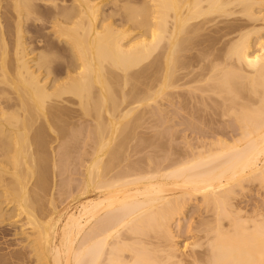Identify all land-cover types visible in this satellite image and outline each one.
<instances>
[{"label": "bare ground", "instance_id": "obj_1", "mask_svg": "<svg viewBox=\"0 0 264 264\" xmlns=\"http://www.w3.org/2000/svg\"><path fill=\"white\" fill-rule=\"evenodd\" d=\"M208 31L216 35L209 36ZM61 37L71 40L64 38L66 41L62 42ZM205 40L209 42L204 46ZM220 40L225 48L222 57L218 55L222 53L220 46L218 54L212 52ZM200 43L209 50L199 57L202 69H191V73L187 69L189 54L182 52L191 51ZM149 55H154V62L138 69ZM135 67L138 70L133 72ZM179 70L185 73H178ZM150 76L154 79L153 83L148 82L149 88L141 86L143 78L149 77L152 82ZM187 77L195 81L192 91H199L201 98L209 96V90L223 92L222 95L227 92L224 103L216 106L229 115L230 99L233 111H238L233 113L235 121L225 122L228 136L220 126L225 136L219 130L216 134L220 136H215L216 130H209L210 124L203 128L204 121L195 119L199 125L190 122L192 130L207 129V135L212 133L214 137L208 139L210 135H205L207 139L183 146L178 152L171 151V147L169 152H156L150 145L153 143L154 147L157 141L155 132L151 134L154 142L153 138H146L150 133L134 135L132 129L130 132L129 127L121 126L130 115H121L123 110L131 111L134 103L155 99L162 93L174 108H179L176 102L192 106L196 100H190V105L183 103L191 96L179 99L174 95L175 87L180 94L179 87L186 86L181 83ZM133 79L134 86L137 83L139 87L130 83ZM130 84L144 90L134 91ZM68 95L78 99L73 102ZM74 104L84 119L94 115L88 119V127H79L80 122L76 125L73 117L81 112ZM104 108L107 115L102 113ZM154 108L152 112L158 116ZM120 117L125 120L122 124ZM60 120L74 122L73 128H61ZM36 122L41 125L36 126ZM174 135L178 136L176 132ZM45 143L46 147L50 143L48 153L54 162L56 155L61 154L52 166L67 159L66 165L59 163L60 173L63 172H56L59 177L64 173L72 175L67 166L76 164L70 162V146L80 148L73 155V160L81 156L76 162L82 166V188L78 187L79 180L73 183L80 197L73 205L66 203L63 209H59L57 198H62V192L76 193L71 190L74 186L67 185L70 191L66 186L69 177H76L57 178L61 180H56V186L62 183L59 189L65 186L67 191L61 192L55 186L60 196L56 189L47 196L45 182L28 176L35 162L31 165V160L26 159L29 163L23 156L25 162L20 160L24 154L30 158L28 152L33 145L40 147ZM147 146L151 147L149 151ZM56 147L58 152L64 147L71 151L58 154ZM0 158V164L3 160L13 167V171L8 168L10 164L0 167V197L11 205V211H6L8 206L4 209L5 203L0 201V222L14 218L8 224L20 223V232L14 230L17 225L12 228L16 234H27L29 240L34 237L28 242L32 252L35 243L43 249L32 259L42 261L41 264H264L263 209L257 207L244 214L233 203V194L240 195L235 186L245 181L264 184V0H0ZM197 199L199 208L196 206L193 213L199 217L193 226V214L190 219L186 214ZM23 212L26 214L22 216ZM20 216H27L28 221H22ZM183 228L197 232L195 241L179 243L177 238ZM18 251L21 254L23 250ZM18 253L12 258H20ZM24 255L27 253L22 258Z\"/></svg>", "mask_w": 264, "mask_h": 264}, {"label": "rangeland", "instance_id": "obj_2", "mask_svg": "<svg viewBox=\"0 0 264 264\" xmlns=\"http://www.w3.org/2000/svg\"><path fill=\"white\" fill-rule=\"evenodd\" d=\"M219 25H221V24H219ZM137 32H139V31H136L135 33H137ZM207 32V31H206ZM205 32V33H206ZM210 32V33H209ZM213 32V31H212ZM45 33H47L48 35H50L51 34V36H55L54 35V33H52V32H48V30L46 31L45 30ZM207 34H209V36H211L212 34L213 35H216L215 33H212L211 34V31H208V33ZM26 37H28V34H26L25 35ZM13 37V36H12ZM56 38V37H55ZM66 40H69L68 39V37H64ZM63 37H61V39H62V42H64V41H66L65 39H64ZM208 38H210V37H208ZM57 39V38H56ZM64 39V40H63ZM204 39H206V38H204ZM70 40H71V38H70ZM69 40V41H70ZM203 40V39H202ZM223 40V39H222ZM222 40H220L217 44H215V48L214 49H212V52L213 53H215V54H218V49H219V46L221 47V49H220V51H219V53L220 52H222V53H220V54H218V55H220L219 57H222V54L224 55V53H225V48L224 49H222V47H223V44H222ZM206 41V40H205ZM202 42L203 43V45L205 46L209 41H206V42ZM223 42H224V40H223ZM202 43H200L199 44V46H201L200 47V50H198L199 49V46L197 47V46H193L192 47V49H190L191 51H186V52H182L184 55L187 53V54H189L188 55V59H187V66H189V68L187 67V69L192 73H194V71L193 70H199L200 71V69H202L201 68V66H203V64H200V62L201 63H203V61H201V59H199V57L200 56H202V55H204L205 54V50L207 51V50H209V49H205L204 48V46L202 45ZM43 44V43H42ZM39 45L41 46V44L39 43ZM203 46V47H202ZM196 48V49H195ZM204 49V50H203ZM198 50V51H197ZM213 50H217V51H213ZM201 52V53H200ZM211 52V53H212ZM203 53V54H202ZM211 53H209V58H211L212 57V55H211ZM183 54H181V53H179V55L178 56H181V57H183ZM186 54V55H187ZM194 54V56L192 57V55ZM196 54V55H195ZM198 54V55H197ZM202 54V55H201ZM191 55V56H190ZM218 55H216V56H218ZM192 57V58H191ZM195 57V58H194ZM196 57H198L197 59H196ZM203 57V56H202ZM201 57V58H202ZM213 57H215V55L213 54ZM155 57H154V55H149V56H147L145 59H143L141 62H140V65H138L137 66V68L139 69L140 67H143V66H146V64H147V62H148V64L147 65H149V64H151L152 62H154V59ZM189 58L191 59V61H189ZM193 59V60H192ZM153 60V61H152ZM194 60H196V61H194ZM198 60V61H197ZM63 61V59H61V62ZM189 61V62H188ZM194 61V62H193ZM146 62V63H145ZM197 62V63H196ZM143 63H144V65H143ZM191 63V64H190ZM194 64H196L197 66H195ZM197 67V68H196ZM138 69H136V67L132 70L133 72H134V70H138ZM186 68L185 69H183V70H186V71H188ZM191 69H193L192 71H191ZM180 71L179 70V72L178 73H180V72H182V73H185V71ZM197 70V71H198ZM188 71V72H189ZM196 71V72H197ZM131 72V71H130ZM189 72V73H190ZM204 72L206 73V72H208V70H204ZM203 72V73H204ZM145 76H148V75H145ZM151 77V81L152 82H150V78L149 77H147V78H145V79H148L147 80V83H146V80L143 78L142 80H144L145 81V83H144V81H142V84L143 85H141V84H139V85H141V86H145V87H147V88H149V84L150 83H153V77L152 76H150ZM188 78V79H187ZM186 79H184V80H182L183 82H184V84H183V82L181 83V85H186L185 87H179L181 90H180V94H178V92H179V90L178 89H176V87H175V89H174V93H176V94H174V95H176V96H178V97H176V98H182V96L184 97V98H186V97H192L193 98V94L194 93H196L197 92V94H194L195 96H194V98L192 99L191 97V99H188V100H185L184 98V100H183V103H188V105H190L189 103V101L190 100H192V101H194V100H196L195 102L196 103H194V102H191V104H192V106L190 105V106H185V104L184 105H182L181 106V103H177L176 102V98H173L174 99V101L176 102H174L176 105H177V107H179V108H174L173 107V105H170V104H168L167 102H166V100H165V96H164V94L162 93V94H160V95H158L155 99H148V100H145V101H142L141 103L140 102H137V103H134L132 106H134V105H136V106H134V108H133V110H131V111H126V109L125 110H123V112H121V115L123 114V113H128V115L129 116H127V117H125V120L128 118H130L129 120L127 119V122H123V121H125V120H123V119H121V117H120V119H119V122H120V124H122V123H124L123 125H121V126H123V128H124V126L126 127V128H130V132H132V130H133V134L135 135V134H140V132L142 133V132H144V133H150V135L149 136H146V138L148 137H150V138H153V140H154V142L156 141L155 140V136L156 137H158V138H156L157 139V141H159V142H155L154 143V147H153V140H151V142L149 141V139L148 140H146L147 141V143H152V144H150L151 145V147H152V151H153V149H154V151L156 150V152H158V151H160V150H164V152H169V150H168V148L170 149V147H171V151H173V152H178V150H180L181 151V149H183V148H186L187 146H189V144L191 143V144H194V142H198V141H200L201 140V138H202V140H203V138H205L204 136L205 135H207V133H209L208 131L209 130H211V131H213V130H216V131H214L215 132V136H217L218 137V135L221 133V131H220V127H221V130H222V128H224V130L226 131H224L225 132V134L228 136L229 134H227L229 131H228V129H226L225 128V122H227V123H229V120H233V121H235L234 120V114L233 113H235V112H238V111H233V109H232V102L230 101V99H229V115H228V113H227V115L226 114H224V110L223 111H221L220 109H222V108H218V107H220L219 105H221V104H219V103H224L223 101H224V98H225V96H227L228 94H227V92L226 93H224L223 95H222V93H220L221 95H222V97L220 96V94L219 93H215L214 91H212L211 90V92H210V90H209V93H208V91L206 92V94H208L209 96H207L205 93H204V95H206V97H208V98H201L202 97V95H201V93H200V95H201V97H199L198 95H199V91H192V88L194 87L193 85H194V83L193 82H195V81H189V78L190 77H187ZM134 80V79H133ZM186 80H188L189 81V84L187 83L188 81H186ZM141 82V81H140ZM148 82H149V84H148ZM181 82V81H180ZM180 82H179V84H180ZM190 82H192V84L190 83ZM208 82V81H207ZM207 82H205V83H207ZM130 83H133L132 85L134 86V83H135V80L134 81H132V82H130ZM197 83V84H196ZM195 83V85H198V82H196ZM209 83H211V82H209ZM213 83V82H212ZM131 85V84H130ZM131 85V87H133ZM137 85V87H139L138 86V84L136 83L135 84V86ZM134 86V87H135ZM140 86V87H141ZM190 86H192L191 87V90H190ZM130 87V86H129ZM128 87V89L129 90H131V87L129 88ZM133 87V89H135L134 91H137V90H139V89H141V88H134ZM185 90H184V89ZM188 88V89H187ZM127 89V90H128ZM132 89V90H133ZM143 90H144V87L142 88ZM141 89V90H142ZM183 89V90H182ZM212 89V88H211ZM129 90H128V92H129ZM173 90V89H172ZM187 90V91H186ZM190 90V91H189ZM194 90V89H193ZM171 91V90H170ZM188 92H190V93H188ZM218 92H220V89L218 90ZM229 92H230V94H232L233 96H234V94H233V92L231 93V91L229 90ZM131 93H133V91L131 92ZM193 93V94H192ZM247 93V92H246ZM178 94V95H177ZM219 94V95H218ZM229 94V95H230ZM243 94H245V93H243ZM180 95V96H179ZM199 97H197V96ZM246 95V94H245ZM250 95H252V94H250ZM74 96L75 95H72V96H69L68 95V97L70 98V99H72L73 98V102H74V99H76L77 97L75 96V98H74ZM121 96H123V94L121 95ZM120 96V97H121ZM231 96V95H230ZM232 96V97H233ZM162 97V98H161ZM188 97V98H189ZM252 98H255L254 96H251ZM122 98L123 97H121V101H122ZM198 98V99H197ZM201 98V99H200ZM211 98V99H210ZM230 98V97H229ZM78 99V98H77ZM187 99V98H186ZM203 99V100H202ZM208 99V100H207ZM182 100V99H181ZM220 102H219V101ZM76 101V100H75ZM118 101H120V99H118ZM117 101V102H118ZM199 101V102H198ZM202 101V102H201ZM217 101V102H216ZM198 102V103H197ZM208 102H209V104H208ZM231 102V103H230ZM76 103V102H75ZM108 103V102H107ZM110 103V105H111V101L109 102ZM122 103V102H121ZM120 103V104H121ZM126 104L127 103V101H124L123 102V104ZM165 103V104H164ZM170 105L169 107H168V105ZM182 103V104H183ZM207 103V104H206ZM214 103H215V105H214ZM218 103V104H217ZM124 104V105H125ZM146 104L148 105V106H146ZM155 104V105H154ZM174 104V105H175ZM211 104V105H210ZM231 104V105H230ZM233 104H236V102L235 103H233ZM109 105V104H108ZM109 105V106H110ZM122 105V104H121ZM124 105H122V106H124ZM155 107H153V106ZM209 105V106H208ZM213 105H214V109L212 108L213 107ZM218 107H217V106ZM77 105L76 104H74L73 105V107H75V108H77L76 107ZM79 106V105H78ZM126 106V105H125ZM215 106H216V108H215ZM222 106L223 107H225L223 104H222ZM106 107H108L107 105H106ZM111 107V106H110ZM164 107H166V108H164ZM181 107V108H180ZM191 109H190V108ZM109 108V107H108ZM129 108V107H128ZM146 108H148V109H146ZM155 109L156 111H158L159 112V114H157L158 116H156L152 111H154V110H152V109ZM169 108V109H168ZM233 108H236V105H234V107ZM78 109V108H77ZM135 109V110H134ZM165 111H164V110ZM183 109V110H182ZM197 109V110H196ZM224 109V108H223ZM128 110V109H127ZM144 110H146V112L144 111ZM218 110V111H217ZM78 111H80L81 112V110H79L78 109ZM83 111V110H82ZM105 111H106V109L104 108V110L102 111V113L104 112V114H105ZM125 111V112H124ZM168 111V112H167ZM175 111V112H174ZM216 111V112H215ZM231 111V112H230ZM233 111V112H232ZM79 112V113H80ZM130 112H132V113H130ZM137 112V113H136ZM150 112V113H149ZM161 112V113H160ZM172 112H173V114H172ZM179 112V113H178ZM189 112V113H188ZM210 112V113H209ZM221 113V115H219L220 113ZM138 113H141V115L140 116H142V114H143V118H144V114H145V118L143 119H140L141 117L140 116H138ZM172 115V117L174 118H172L171 117V115ZM178 113V114H177ZM215 113V114H214ZM219 113V114H218ZM225 115H223V114ZM167 114H168V117H167ZM179 114H180V116H179ZM78 115H81V117L80 116H78ZM78 115H76L75 117H73L74 119L73 120H75L76 121V125L78 126V123L80 124L79 125V127H84V125L86 126L87 125V127H88V125L90 124V122L88 121V119L89 120H91L93 117H94V115H93V117L91 118V117H87V118H85L84 119V117L82 116V115H84L83 114V112H81L80 114H78ZM105 115H107V114H105ZM135 115H137L138 117H139V119H137L136 117H135ZM183 115V116H182ZM199 115V116H198ZM223 115V116H222ZM132 116V117H131ZM166 116V117H165ZM170 116V117H169ZM179 116V117H178ZM159 117H161V119L159 118ZM194 117V118H193ZM202 117V118H201ZM123 118V117H122ZM171 118H172V121H170L171 120ZM191 118H192V120H191ZM87 119V121H85ZM135 119V120H134ZM169 119V120H168ZM195 119H197V120H201L204 124V126H203V128H205L206 126H208V124H210V128L211 127H214V129L213 128H209V126H208V128H209V130H205V129H202V130H200V128H199V130L198 129H195V130H192L193 128H191L190 127V125H191V123L190 122H194L195 121V123H197L196 122V120ZM40 120V119H39ZM38 120V121H39ZM70 120V119H69ZM83 120H84V122L85 123H87V124H85L84 122H83ZM122 122H121V121ZM136 120L138 121V123L136 122ZM190 120V121H189ZM199 120V121H200ZM211 120V121H210ZM214 120V121H213ZM60 121H62V120H60ZM64 121V120H63ZM63 121H62V123H60V125L62 124L63 125V127H61V128H67L68 129V127L67 126H69V128L72 126V128H73V123L74 122H70V121H68V123H66V121H64L66 124H63ZM71 121H72V119H71ZM78 121V122H77ZM142 121V122H141ZM164 123H162V122ZM175 121V122H174ZM189 123H188V122ZM200 121V122H201ZM205 121H207L206 123H205ZM220 121H221V123H220ZM41 124H42V120H40L39 121ZM39 122H36L37 124H35L36 126L37 125H41ZM81 122H83V123H81ZM92 122V121H91ZM133 122H136V123H133ZM199 122V123H200ZM39 123V124H38ZM71 125H70V124ZM130 123V124H129ZM133 123V124H132ZM140 123H143V124H140ZM171 123H173L172 125H171ZM177 125H176V124ZM182 123V124H181ZM224 123V124H223ZM82 124H84V125H82ZM137 124V125H136ZM158 124H160V126L158 125ZM190 124V125H189ZM198 124V123H197ZM207 124V125H206ZM212 124V125H211ZM216 124H218V126L216 125ZM220 124H223L222 126L220 125ZM60 125L58 126V127H60ZM61 125V126H62ZM65 125H67L66 127H64ZM133 125V126H132ZM136 125V126H135ZM172 127H171V126ZM188 125H189V129H188ZM199 125V124H198ZM206 125V126H205ZM74 126H75V124H74ZM131 126V127H130ZM220 126V127H219ZM133 127V128H132ZM125 128V129H126ZM167 128V129H166ZM177 128V129H176ZM216 128V129H215ZM219 128V129H218ZM132 129V130H131ZM135 129V130H134ZM137 129V130H136ZM155 131H154V130ZM182 129V130H181ZM167 130H169L170 132H168ZM175 130V131H174ZM196 130H198V131H196ZM219 130V134H216V133H218L217 131ZM137 131H138V133H137ZM164 131H166V132H164ZM172 131V132H171ZM199 131H201V133L199 132ZM153 132H155V135H154V133ZM160 132V133H159ZM174 132V133H173ZM175 132L177 133V137H176V135H174L175 134ZM202 132H203V134L204 135H202ZM213 132V133H214ZM164 134V136H166V138L163 136V135H161V134ZM179 133V134H178ZM222 133H223V131H222ZM221 133V134H222ZM146 134V135H147ZM151 134H153L154 135V137H152L151 136ZM157 134V135H156ZM168 134V135H167ZM220 134V135H221ZM224 134V133H223ZM225 134L223 135V136H225ZM159 135V136H158ZM201 135V136H200ZM208 135H210V134H208ZM208 135L206 136V137H208ZM211 135H214V134H212L211 133ZM209 136V138L208 139H210V137H214V136ZM219 135V136H220ZM143 136H145V134L143 135ZM168 136V137H167ZM172 136H174V137H172ZM184 136V137H183ZM223 136H221V137H223ZM170 137H171V140H170ZM183 137V138H182ZM145 138V137H144ZM144 138H143V140H141L140 139V142H143L144 141ZM176 138V139H175ZM159 139V140H158ZM175 139V140H174ZM200 139V140H199ZM205 139H207V138H205ZM170 140V141H169ZM149 141V142H148ZM183 141V142H182ZM170 142V143H169ZM172 142V143H171ZM174 142V143H173ZM3 143H5V142H3ZM56 143V142H55ZM80 143V142H79ZM78 143V144H79ZM145 143V142H144ZM161 144V146L163 147H160L158 144ZM169 144H170V146H169ZM174 144V145H173ZM179 144V145H178ZM46 145H47V143H45V145H43V146H40V147H37V146H35V145H33L32 147H31V151H27L29 154H30V152H31V154H30V158L28 159V156L26 157L25 156V154L24 155H21V158H20V160L22 159H24L25 158V161H27V160H31L30 162L29 161H27V162H29L31 165H32V163L33 162H35V163H33V165H32V169H33V172H32V174H28V176H29V178H31V177H34L33 178V180H36V179H42L44 182H45V185H44V189H45V191L46 192H48L47 193V196H49L50 195V192H53V193H55V189L56 188H58L59 189V187H61L60 185L62 184L61 182V184L59 185V187H57L56 186V184H57V182H56V180L59 182V180H61V179H57V178H60L58 175H60V174H62V173H60L61 171L59 170L61 167H59V166H61V164H59V163H62V165L63 164H65L66 163V161H67V159H66V161L64 162L63 160L60 162L59 160V158H60V155L58 156V155H56V158L58 157V159H57V161H59V162H57L56 163V165L57 166H52V164H55V162H56V158H55V162H54V160H53V158H52V155L50 154V153H48V151L50 152V143H49V145H48V147H46ZM54 145V144H53ZM55 145H57V144H55ZM81 145V144H80ZM79 145V146H80ZM158 145V147L156 148V146ZM173 145V146H172ZM58 146V145H57ZM64 146V145H63ZM63 146H59V147H63ZM78 146V145H77ZM77 146H70L71 148V150L73 151V153H72V157L71 156H69L70 158V162L72 161V162H74L73 164H76V165H72V167H71V164H70V162H69V159H68V163H67V165L68 164H70V166H67L68 168H70L69 170V172H75L76 171V173H72V175H74L76 178H78L79 177V179H74V177H72V179L69 177V176H72V175H70V173H69V175H68V171H64V172H66L67 173V175L65 176V173L62 175V177L61 178H67V180H71V182L73 181V179H74V181L72 182V185H70L69 183H71L70 182V180H69V183L68 184H66L67 183V180H66V186L67 185H69V186H74V187H72V189L71 188H69V186H67L68 188H69V191H70V189L71 190H73L74 191V189L73 188H75V184L77 183V181L79 180V182L77 183L78 184V187L79 188H82V187H80V186H82V185H80L79 186V184H81V182L80 181H82V178H83V175H82V170L80 169V168H82V166L81 165H79V166H77L78 165V162L80 161V158H81V156L79 157L78 156V152H77V157H79V159L77 158V160H79L78 162H76L77 160H73V155H75L76 153V151H74V150H80V148L78 149L77 148ZM184 146V147H183ZM2 147V146H1ZM59 147H56L57 148V152H58V150H59ZM72 147H75V148H77V149H72ZM81 147V146H80ZM149 147L150 146H147L146 148H148L147 150L149 151L150 149H151V147H150V149H149ZM161 149H160V148ZM183 147V148H182ZM33 148V149H32ZM36 148L37 149H39L38 151L36 150ZM166 148V149H165ZM175 150H174V149ZM180 148V149H179ZM41 149V150H40ZM62 149V148H61ZM68 149H69V147H68ZM69 149V151H71ZM178 149V150H177ZM46 150V151H45ZM63 150H65V151H67V152H69L68 150H66V148L64 147V149ZM63 150H61V152L63 151ZM145 150V149H144ZM162 150V151H163ZM39 151H40V153H39ZM60 151V150H59ZM26 152V153H27ZM43 152H45L44 154H43ZM61 152H58V154L59 153H61ZM34 153V154H33ZM38 153V154H37ZM62 153H64V152H62ZM70 153V154H71ZM39 154H42V155H40V157H39ZM45 154H47L46 155V162H45V160H44V158H45ZM57 154V153H56ZM80 154V153H79ZM26 155H28V154H26ZM35 156L34 157V159H32V156ZM36 155H37V157H36ZM22 156L24 157V158H22ZM44 157V158H43ZM27 159V160H26ZM37 159V160H36ZM39 159V160H38ZM74 159H76V158H74ZM0 160H1V158H0ZM34 160V161H33ZM24 160L22 161V162H25ZM4 163V161L2 160L1 161V164H0V167H1V165H6L7 163ZM44 162H45V164H44ZM64 162V163H63ZM71 162V163H72ZM76 162V163H75ZM81 162H79V164H80ZM9 164L11 165V166H9ZM9 164H7L8 166V168L11 170V171H13L12 170V164L11 163H9ZM35 164H37L36 166H38V168L36 169V167H35ZM51 165V167H49ZM66 165V164H65ZM64 165V166H65ZM64 166H63V170H64ZM76 166V167H75ZM81 166V167H80ZM43 167V168H42ZM54 167H56V170H55V168ZM59 167V168H58ZM77 168L78 167V170L76 169H74V168ZM49 168H51L50 170H51V173L49 174V172H50V170H49ZM53 168H54V170H55V172H54V170H53ZM58 168V169H57ZM71 168H73L72 170H71ZM66 169V168H65ZM79 169L81 170L80 172H79ZM62 170V169H61ZM62 170V171H63ZM34 171H35V173H34ZM57 171H59V173L57 174L56 172ZM77 171L79 172V174L81 173V175L82 176H78L79 174L77 173ZM54 173H56L57 174V176L56 175H54ZM33 174H35V175H33ZM76 174V175H75ZM33 175V176H32ZM27 176V177H28ZM36 176V177H35ZM39 176V177H38ZM56 176V177H55ZM69 177V179H68V177ZM55 178V179H54ZM64 180V179H63ZM62 180V182H64ZM77 180V181H76ZM75 181H76V183H75ZM246 182V183H245ZM245 182H243L244 183V185H243V183L241 184V185H238V186H235V191L237 192L238 191V194H240V195H238L237 197H236V195L237 194H233V196L235 197V199L233 198V203L234 204H236L235 205V207H238V208H242V210H243V212L242 213H244V214H247V213H252L254 210H257V207H258V209H260L259 207H261V210L263 209V211H264V184H261L260 182H258V181H255V182H248V181H245ZM73 183H75V184H73ZM64 184V183H63ZM55 186H56V188H55ZM77 186V185H76ZM54 187V188H53ZM63 187V186H62ZM66 187V189H65V186L63 187V188H61V189H63L62 191H67V188ZM244 187V188H243ZM48 188V189H47ZM242 188L243 189H245V190H242ZM58 189H56L57 191H58ZM61 189H59L60 191H61ZM76 189V191H78V189L77 188H75ZM81 190V189H80ZM241 190V191H240ZM56 191V193L58 194V193H60V191H58L57 192ZM61 191V192H62ZM76 191H74V192H76ZM71 192V191H70ZM69 192V194L67 193V192H62L61 194H62V198H61V196L58 194H55V195H57V196H60V199H59V197L57 198V201H59V203H58V205H59V209H63L64 207H66L67 206V204L69 205L70 203V205H73V204H75V202L78 200V198L80 197V193L79 192H76L75 194H73L72 193V195H71V193ZM241 192V193H240ZM243 192V193H242ZM63 193H67V195L68 196H63L64 194ZM78 196V197H77ZM69 198L68 200L67 199H65V198ZM2 198V199H1ZM4 197H0V201L3 203L4 202V199H3ZM59 199V200H58ZM63 199H65V200H63ZM74 199V200H73ZM237 199V200H236ZM3 200V201H2ZM60 200H62V201H60ZM63 201H65V203L63 202ZM68 201H70V202H68ZM235 201V202H234ZM61 202L62 203H64V204H61ZM196 202H198L199 203V201H198V199L197 200H195V204L193 203V205H192V207L190 208V211H188V214H186L187 215V217H188V219H190L189 217L193 214V221H195V218H196V220H197V217H199L198 216V214H197V216H196V213H193L194 212V210L195 209H197L196 208V206L198 207V205H196V204H198V203H196ZM5 203V202H4ZM3 203V204H4ZM67 203V204H66ZM2 204V205H3ZM7 203H5V205H3V208L4 209H6V207L8 206V205H6ZM60 205H62V206H60ZM66 205V206H65ZM238 205V206H237ZM9 208H11V205H9L8 206V209H6V211H8V210H10L11 211V209H9ZM13 208V207H12ZM199 208V207H198ZM255 208V209H254ZM254 209V210H253ZM247 212V213H246ZM249 213V214H250ZM264 213V212H263ZM26 214V212H23L22 213V216L23 215H25ZM195 214V215H194ZM185 215V216H186ZM22 216H20V219L22 218ZM25 217H27V216H24L23 218H24V220H22V221H28V218L27 219H25ZM17 218V217H16ZM22 218V219H23ZM9 219V218H8ZM6 220V219H3V223L2 222H0L1 224H0V241H3V242H0V256H1V258H0V264H22L23 262V260L25 261V264H27V262H29V264L32 262V264H38L39 263V261H37V260H35L34 261V259H32V257H34L35 259H36V254L37 253H39V251H42V246L40 247V246H38L39 244L38 243H35L34 244V242L32 243V246H34L35 245V252L33 251L32 252V247H31V243L29 244L28 242H32V241H34L35 239H34V237H31V239L29 240V238L28 239H26L27 237V234H21V236H20V233H18V234H16L15 232L16 231H18V225L17 224H20V223H12L11 224V226L9 225L13 220H14V218H13V220L11 219V221H9V220ZM223 220H225V223L227 222V220L226 219H223ZM222 220V221H223ZM186 222V224H187V219L185 220ZM216 221H214V223H215ZM9 223V224H8ZM217 224V223H216ZM216 224H213V225H216ZM17 225V226H16ZM9 226V227H8ZM13 226V227H12ZM16 226V227H15ZM187 226V225H186ZM193 226H196V221L193 223ZM15 227V228H14ZM27 227V226H26ZM31 226H29L28 225V228H30ZM12 228H14V230H15V232L13 231V229ZM18 228V229H17ZM185 228V227H184ZM183 228V229H184ZM182 229V230H183ZM2 230V231H1ZM20 230V229H19ZM185 231V232H184ZM18 232H20V231H18ZM193 232V233H192ZM184 233V234H183ZM9 234V235H8ZM16 234V235H15ZM197 234V232L194 230V231H190V232H187L186 231V229H184L183 231H182V235H180V237H178L177 238V240L179 241V243L180 244H184L185 242H188V243H192V241H195L194 240V238H195V235ZM4 235V236H3ZM26 235V236H25ZM25 236V237H24ZM25 238V239H24ZM22 239H24V240H22ZM29 240V241H28ZM26 241V242H25ZM8 243V244H7ZM34 244V245H33ZM38 244V245H37ZM24 245V246H23ZM26 245V246H25ZM38 247H37V246ZM10 246V247H9ZM2 247V248H1ZM5 247V248H4ZM17 248V249H16ZM24 248V249H23ZM27 248V251L29 250V251H31L32 252V254H30V252L28 251H25L26 253H27V255H24L23 256V258H22V255H23V253L25 254V252H24V250ZM40 249V250H39ZM18 250H23L22 251V253L20 254V252L18 251ZM5 252V253H4ZM16 252L18 253V255L17 256H19L20 257V255H21V257L20 258H22L23 260H21L20 258H17V257H15V258H12L13 256H15L16 255ZM15 253V254H14ZM7 254V255H6ZM14 254V255H13ZM12 255V256H11ZM29 256V260H27L26 259V257H28ZM31 256V257H30ZM5 259V260H4ZM19 260L20 259V261H17V260ZM26 259V260H25ZM12 260V261H11ZM3 261H4V263H3ZM12 263H11V262ZM27 261V262H26ZM34 261V262H33ZM9 262V263H8ZM36 262V263H35ZM41 262L42 261H40V263L39 264H41Z\"/></svg>", "mask_w": 264, "mask_h": 264}]
</instances>
